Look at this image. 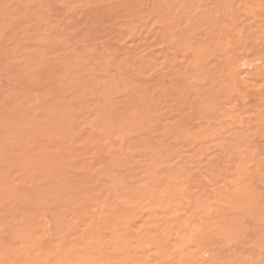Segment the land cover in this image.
Segmentation results:
<instances>
[{
	"label": "rangeland",
	"instance_id": "374dc122",
	"mask_svg": "<svg viewBox=\"0 0 264 264\" xmlns=\"http://www.w3.org/2000/svg\"><path fill=\"white\" fill-rule=\"evenodd\" d=\"M263 98L264 0H0V264H264Z\"/></svg>",
	"mask_w": 264,
	"mask_h": 264
},
{
	"label": "bare ground",
	"instance_id": "6f19581e",
	"mask_svg": "<svg viewBox=\"0 0 264 264\" xmlns=\"http://www.w3.org/2000/svg\"><path fill=\"white\" fill-rule=\"evenodd\" d=\"M238 84L243 86V84H241V82H240V81H238ZM262 100L264 101V98H263Z\"/></svg>",
	"mask_w": 264,
	"mask_h": 264
}]
</instances>
